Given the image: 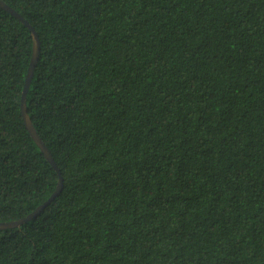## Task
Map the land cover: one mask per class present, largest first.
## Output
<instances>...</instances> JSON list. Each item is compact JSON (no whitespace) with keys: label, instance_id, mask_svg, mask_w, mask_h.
Wrapping results in <instances>:
<instances>
[{"label":"trees","instance_id":"trees-1","mask_svg":"<svg viewBox=\"0 0 264 264\" xmlns=\"http://www.w3.org/2000/svg\"><path fill=\"white\" fill-rule=\"evenodd\" d=\"M2 1L0 264H264V0Z\"/></svg>","mask_w":264,"mask_h":264},{"label":"water","instance_id":"water-1","mask_svg":"<svg viewBox=\"0 0 264 264\" xmlns=\"http://www.w3.org/2000/svg\"><path fill=\"white\" fill-rule=\"evenodd\" d=\"M0 8L8 12L9 14L15 16L18 18L23 24H25L31 31L32 37H33V55H32V61L30 64V68L28 70V76L26 79V85L24 88V92L22 95V102H21V111H22V116L24 120V124L31 135L32 139L36 143V145L40 148V150L43 152L45 158L50 162V164L54 167V169L59 172L58 166L50 153L49 149L46 147L44 142L42 141L41 137L35 130L31 118L28 114L27 110V95L31 86V82L34 77V72L35 68L38 64L39 57H40V51H41V42L38 37V34L35 32L34 28L19 14L17 13L14 9L9 7L6 3H4L2 0H0ZM60 174V173H59ZM63 189V179L60 177L58 187L54 194L50 197V199L45 202L43 205L39 206L35 212L30 214L28 217L18 220V221H13V222H7V223H0V230H6V229H11V228H17L21 226L22 224L34 219L37 215H39L52 201L56 199V197L62 192Z\"/></svg>","mask_w":264,"mask_h":264}]
</instances>
